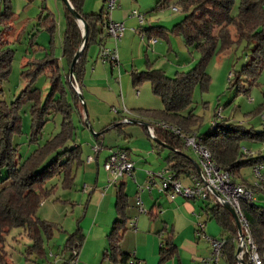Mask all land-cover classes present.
Segmentation results:
<instances>
[{
    "label": "trees",
    "instance_id": "1",
    "mask_svg": "<svg viewBox=\"0 0 264 264\" xmlns=\"http://www.w3.org/2000/svg\"><path fill=\"white\" fill-rule=\"evenodd\" d=\"M4 1V11L1 18L9 17L12 12L7 0ZM84 0H69L73 8L83 16L88 25V38L81 56L73 67L71 78L68 79L69 67L75 52L82 44L83 30L70 11L65 12V27L62 40V56L68 66V72L61 73L59 60L53 52H46L41 59H35L32 64V72L21 70V74L27 78H36L38 72L47 71L51 80V90L47 97L42 100L36 87L23 91L27 94V100L31 101V139L37 141L41 135L49 115L60 114V130L47 138L43 144L38 145L26 158L21 160L17 147L12 143V136L20 133L21 122L18 115V105L12 102V106L0 103V260L5 261L3 255V243L5 235L14 227H21L24 233L32 241L28 247L27 260L31 259V249L37 251L39 257L46 255L42 247L41 229L51 234V224L37 216V209L43 199L54 191V188L45 189L44 182L55 176H62L63 185L71 188L73 175L71 174L74 163H81V149L75 144L74 132L76 125L73 122V113L83 117V104L72 83L80 84L82 58L88 45L93 42L99 43V34L102 32L99 24H105L107 19L104 7L99 12L86 13L82 10ZM170 0H157L156 6L161 8ZM183 17L173 24L172 32L182 35L187 47L194 46L201 53V60L195 67L185 72H176L173 77L167 76L162 69L147 67L144 70L131 72L133 85L143 81H149L151 89L156 94L163 108L159 111L149 109H136L140 116H157V121H166L179 126L184 133L197 132L202 143L211 153L212 159L221 168L229 171L231 179L239 175L242 166L264 164V156H249L243 154L239 142L244 137L254 138L257 134L251 128H244L226 122L224 119L217 120L204 130L198 131L200 117L193 112L192 91L197 83L207 85L209 77L204 66L206 59L212 55L220 44L221 50L228 49L234 43L241 40L252 44V54L247 64L235 74L236 82L241 80L242 75L254 77L261 69L264 62V0H240L238 11L232 14L234 0H179ZM43 28L50 32L53 38L54 18L51 13L40 16ZM44 30V29H43ZM158 35L168 37L166 27L157 25L149 28ZM53 39L51 40V42ZM10 55L7 53L2 65L6 76ZM1 56L0 59H3ZM233 76V74H232ZM68 91L72 101L69 100ZM131 120V119H130ZM152 123H145L147 125ZM119 124H116L117 126ZM154 135L157 140L169 145L170 149L166 159L170 170L178 179L192 175L198 177L193 159L186 154L187 146L184 140L175 133L155 127ZM98 135L96 138H99ZM156 141V140H155ZM156 145L160 146L161 142ZM246 187L256 188L247 181L239 182ZM264 191V189H261ZM204 212L207 220L214 219L222 227V236L225 243L222 248V256L229 264H240L235 257V251L239 244L237 225L232 214L219 203L215 196L210 194L203 199ZM208 201V202H207ZM241 211L247 221L250 235L256 246V251L264 264V206L246 199L239 200ZM126 205V195L120 187L116 195V209L118 217L112 223L107 234L108 248L104 253L114 264H126L129 255L121 249L122 233L125 229L123 209ZM244 238L245 230L242 228ZM84 235L77 229L67 240V249L71 251L70 259L74 260L80 249ZM175 246L168 236L162 242L159 250L158 264H165L175 253ZM250 248L247 244L241 252V258L247 264H253L249 259Z\"/></svg>",
    "mask_w": 264,
    "mask_h": 264
},
{
    "label": "rangeland",
    "instance_id": "2",
    "mask_svg": "<svg viewBox=\"0 0 264 264\" xmlns=\"http://www.w3.org/2000/svg\"><path fill=\"white\" fill-rule=\"evenodd\" d=\"M7 1L12 14L7 18L0 19V57L4 56L3 59H0V103H6L12 106V102L14 104H16L17 100L19 102L18 115L20 116L22 131L13 134L12 143L16 145L18 155L23 160L38 145L43 144L47 138L53 136L60 130L61 116L60 114L49 115V119L45 123L39 139L37 141H30L32 104L30 100H27V94L24 95L23 91L36 87L41 94V99L44 100L51 90V80L47 76L46 71L38 72L36 78L31 79V73L26 78L21 74V70L24 69L25 71L32 72V64H28V62L43 58L47 51L53 52L57 58L63 57L62 40L65 19L62 15V24H59L55 3L59 2L60 7H62V0ZM139 1L145 6V10H147L142 12L145 19L158 22L157 25L162 24L166 27L168 39L156 33L153 36L161 44L156 51V55H151L152 43L148 42L146 35L143 37L145 39L143 53L139 52L140 47L138 46L137 39L132 42V40H124V37H121L115 43L114 38H107L105 36L106 31L101 24H99V27L102 32L99 34L98 40H107L108 42L112 40L113 47L116 44V52L119 51L122 57L128 60L129 64L132 62L129 59L131 58L129 54L132 51L135 64L137 66L143 64L138 70H143L146 67L162 69L167 76L173 77L176 72H185L195 67L201 60V53L194 46L187 47L182 35L171 30L173 24L180 21L183 17L179 0H170L167 5L161 8H156L157 0ZM239 3L240 0H234L231 10L232 14L237 13ZM4 4V1L0 0V13L4 11ZM173 6L177 7V10H174ZM99 9L100 6L97 7L96 11L92 12H98ZM136 10L138 11L137 8ZM47 13H51L54 18L55 27L53 38H51L50 32L40 24L43 21V19H40V16L43 17ZM53 14H55V17ZM43 32L47 33L48 38L40 35ZM136 35L138 38H142L140 32ZM52 39L53 41L51 42ZM169 45H171V48H169ZM147 51L150 55V60L146 66L144 53ZM7 53L11 57L8 64V72L5 76L3 75L4 69L2 65ZM140 54L142 58H140ZM251 54L252 44L247 46L245 40L234 43L225 50H221L220 44H218L216 50L205 61L204 69L209 77L208 83L205 86H202L200 83L194 86L191 106L193 107V112L200 117L198 131L208 129L213 122L220 119H224L231 124L242 125L244 128H251L257 136L254 138L244 137L240 140L239 147L241 152H243L242 155L258 156L261 154L264 156V62L261 65L259 73L254 77L249 78L242 75L241 80L236 82L235 76V73L240 71L242 66L248 63ZM62 66L60 70L64 77L68 72L65 60ZM129 81L130 84L128 85L129 90L126 99H123V92L121 95L117 93L116 98L121 104L123 115L139 122H124L123 119L119 120V117L113 118L110 125H115L119 122L121 124L104 132L100 137V142L103 141L102 143L107 145V147L113 146L114 148L122 144V142H131L136 146L134 141L142 137V139L149 142L150 147L159 151L161 149H159V146L156 145L153 139L149 138L145 126L142 125V123L153 124L158 120L157 116H140L136 112V109L141 104L143 106L142 109L159 111L163 108V104L160 98L153 93L149 81L145 80L135 86L132 84L131 78ZM137 90L140 92L139 94H136ZM68 93L69 100L72 101L70 92L68 91ZM122 103L127 109L123 107ZM114 105L119 106L117 103ZM85 107L88 115L91 109L87 103H85ZM82 115L85 118L84 107L82 109ZM102 117L103 119H107V115L105 114ZM89 119L88 122L90 121ZM73 122L76 128L73 134L74 139L73 141L70 140V142L81 144L82 161L86 155H92L86 149L93 135L76 112L73 113ZM87 137L90 138L89 141L86 139ZM130 147L132 148L131 151L133 154L144 156L146 153L144 147ZM245 150L248 152L246 153ZM167 151L166 149L165 152L167 153ZM187 153L193 159H197L198 155L190 147H187ZM79 166L80 164L76 163L72 166L71 174L73 175V185L71 188L65 187L63 185V177L58 175L44 182L45 189L54 188L52 193L43 197L37 209V216L51 224V234H48L43 229L40 231L42 235V247L46 255L39 257L37 251L31 249V259L27 260V249L32 245V241L26 236L23 228L14 227L5 235L3 243L5 261L1 262L0 260V264H56L57 262H61L60 259L64 254L68 256L69 251L66 250V243L69 236L76 231L77 226H80L81 221L79 219L84 211L86 202L85 195L83 196V200L79 197L80 194L84 193L80 187L83 180L79 179ZM0 175H4V171ZM253 178L252 166L245 165L240 168L239 175L235 177V180L237 183L243 180L252 182ZM248 188L253 191L254 202L264 206V191L251 187ZM207 224L216 228V235L214 236H220L222 234V227L214 219L208 220ZM83 240L81 245L83 244ZM87 252L88 250L86 249L84 256L82 255L80 259L82 264H102L103 261L104 264H114L108 258L103 259L102 251L97 257ZM106 260L109 262H106Z\"/></svg>",
    "mask_w": 264,
    "mask_h": 264
},
{
    "label": "crops",
    "instance_id": "3",
    "mask_svg": "<svg viewBox=\"0 0 264 264\" xmlns=\"http://www.w3.org/2000/svg\"><path fill=\"white\" fill-rule=\"evenodd\" d=\"M104 2L105 0H84L82 10L86 13H93L92 11H96L97 7L100 6V11L104 7ZM55 4L57 7L59 24H62V15L65 19L67 7L64 2L62 7H60L59 2ZM136 8L139 13L147 11L139 0H117V4L109 14V18L113 21L124 23L125 31L121 37H124V40H132V42L137 39L140 53H143V48L145 47V39H143V37L146 35L148 37V42L152 43L151 55H156V51L161 44L153 37L156 32L148 29L157 26L158 22L145 19L143 13V21L140 22L138 18L132 14ZM53 15L55 17V14ZM160 25L164 26L162 24ZM136 32H140L142 38H138ZM40 35L48 38L46 32ZM105 36L111 38L106 34ZM165 38L168 39L167 37ZM101 46L115 48L116 44L115 47H113L112 40L110 42L104 40L99 43L93 42L88 45L82 58L80 84L78 85L83 101L87 103L91 109L88 115L86 113L85 118L84 116L81 117V121H84L93 135L92 140L88 137L86 138L88 141L90 140L86 150L92 153L93 159L87 161L89 155H86L79 166V179L83 180L80 187L84 192L80 194L79 197L83 200V196L85 195L86 202L84 211L79 219V221H81L80 226L78 225L77 229H80V232L85 238L74 260L70 259L71 251L66 249L69 251L68 256L64 254L60 259L61 262H57L56 264H82L80 259L82 255L84 256L86 249L88 250L87 253L95 257L102 251L103 259H105L104 253L109 244L107 234L111 229L112 223L118 217L116 195L120 187L126 195V205L123 209L125 229L122 233L120 244L121 249L129 255V258H134L142 264H158L160 247L163 240L169 236L176 250L165 264H226L227 261L223 256H221L217 262L206 261L211 256L212 252V247L208 238L214 237L224 239V237L222 234L220 236H214L216 235V228L207 224L208 220L203 209L205 206L203 199H193L183 195H172L170 190H161L158 183L153 185L150 189H139L140 186L143 187L146 185L148 171L156 172L168 167L166 157L170 149L165 147L164 144L160 143L159 149L161 150L158 151L150 147L149 142L142 139V137L141 139H136L134 141L136 146L146 149L145 155L139 156L133 154L131 151L132 148L130 146L136 148L133 143L122 142V144L118 145L116 148L126 151L133 161L134 169L132 175L120 178L117 183L113 185L108 186L106 184L108 174L104 170L103 164L109 155L110 149L116 148L104 145L102 143L103 141L100 142V137L104 132L116 125H110L113 118L119 117V120L123 119V121L126 122L125 119L127 117L123 115L121 104L116 96L117 93L121 95L123 92V99H126L131 72L134 70L140 71L138 69H140L143 64H141V66L140 64L139 66L135 64L132 51L129 54V57H131L129 59L132 60L131 64L122 57L119 51L117 52L118 61L116 63L102 61L99 58ZM169 48H171V45H169ZM144 54L146 57L145 65L147 66L149 64L150 55L148 51ZM140 58H142L141 54ZM58 60L60 66L63 67L62 65L65 58H58ZM71 75H68V79L71 78ZM139 93L140 92L137 90L136 94ZM123 102H125V100H123ZM116 103L119 104L120 107L114 105ZM122 105L127 109L123 103ZM137 107L139 109L143 106L139 104ZM104 114L107 115V119H103L102 116ZM88 118H90L89 120L91 122H88ZM119 124H121V122H119ZM98 135L100 137L96 138ZM147 135L149 136L148 132ZM149 138L153 139V137L150 136ZM153 140L155 141V139ZM155 143H157V141H155ZM75 144L79 143L75 142ZM94 146H98L97 151H94ZM165 148L168 150L167 153L165 152ZM186 154L189 155L187 150ZM193 161L196 172L198 173L195 164L197 163L200 168L198 156L197 159H193ZM180 181L185 186L194 184L192 175L181 178ZM156 182H158V179ZM253 183L254 178L249 184L252 185ZM84 185L87 186L86 189L83 188ZM255 189L260 190L261 188L256 187ZM138 197L141 200V208L143 211L139 209L137 204ZM198 221H203L205 224L203 234L197 232ZM103 262L102 264H104ZM106 262L109 261L106 260ZM227 264L229 263L227 262Z\"/></svg>",
    "mask_w": 264,
    "mask_h": 264
},
{
    "label": "built area",
    "instance_id": "4",
    "mask_svg": "<svg viewBox=\"0 0 264 264\" xmlns=\"http://www.w3.org/2000/svg\"><path fill=\"white\" fill-rule=\"evenodd\" d=\"M117 0H105L104 12L106 13V21L103 24V28L109 37L114 38L115 42L121 38L125 31V25L120 21H113L109 18V14L112 9L115 8ZM174 10L177 7L173 6ZM133 16H136L140 22L143 21V15L138 11L134 10L132 12ZM99 58L102 61H111L116 63L118 61V55L115 48H109L101 46L99 51ZM75 91L78 93L80 91L79 86L76 83L72 84ZM138 93V92H137ZM219 113V112H218ZM126 122H130V119H125ZM159 127L164 130L171 131L181 137L187 147H190L199 157L200 173L198 177L194 179V184L191 186H185L181 183L180 179L177 178L176 174L169 168H163L159 171L147 172V180L145 186H140L139 189L143 188L150 189L153 185L158 183L161 190H170L172 195H183L188 198H198L206 199L210 194L214 195L212 190H215L218 195H214L216 200L223 204V202L228 201L234 207L238 218L241 222L242 228L245 230V244L250 248L249 259L253 264H262L261 259L256 251V246L250 235L249 227L247 221L241 211L239 200L246 199L249 201H254L253 191L241 183H237L231 179L229 171L221 168L212 159L211 153L207 147L201 141L197 132L184 133L179 126L173 125L166 121H156L153 124L147 125V132L150 137H154V129ZM94 151L98 150V146H94ZM247 153L248 151L245 150ZM93 159L92 155L87 157V161ZM104 170L108 174V179L106 184L113 185L124 176H131L134 163L130 159L126 151L122 149H110L109 155L103 164ZM264 165L256 164L252 167V173L254 176L255 187H260L264 189ZM158 179V182H156ZM84 189L87 188L86 185L83 186ZM137 204L139 209L141 208V200L137 198ZM204 222H197V232L200 234L204 233ZM212 252L211 256L206 261H215L222 256V248L225 243L223 238H208ZM241 256V254H240ZM138 261L134 258H129L127 264H137ZM138 264H142L140 261Z\"/></svg>",
    "mask_w": 264,
    "mask_h": 264
},
{
    "label": "water",
    "instance_id": "5",
    "mask_svg": "<svg viewBox=\"0 0 264 264\" xmlns=\"http://www.w3.org/2000/svg\"><path fill=\"white\" fill-rule=\"evenodd\" d=\"M64 2V4L66 5L67 9L70 11V13L72 14V16L76 19V21L78 22V25L82 28L83 30V39H82V44L81 46L77 49V51L75 52L74 54V57L71 61V64H70V67H69V74L71 75L72 72H73V67L74 65L76 64V62L78 61L79 57L81 56V53L83 51V48L87 42V38H88V25L85 21V19L83 18L82 15H80L74 8L73 6L71 5V3L69 2V0H62ZM78 96H79V99L80 101L82 102L83 104V107H84V112H85V115H86V107H85V102L83 101V97L81 95L80 92H78ZM130 122H139V121H133L131 120ZM142 123V122H140ZM116 124H119V123H116ZM142 124H145V123H142ZM97 134H101V133H97ZM153 139H155L156 141H159L156 139V137H153ZM161 142V141H159ZM162 144H164L163 142H161ZM165 147L169 148V149H172L169 145L167 144H164ZM196 164V167H197V170H198V173H200V168L199 166ZM213 194L214 195H218V193L215 191V190H212ZM231 214L232 216L234 217L235 219V222H236V225H237V230H238V236H239V244L236 248V251H235V257L238 261V263L240 264H247L244 262V260L241 258L240 254L243 250V248L245 247V240H244V236H243V233H242V225H241V222L238 218V215L234 209V207L231 205L230 202L228 201H225L223 202L222 204Z\"/></svg>",
    "mask_w": 264,
    "mask_h": 264
}]
</instances>
